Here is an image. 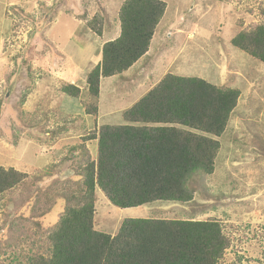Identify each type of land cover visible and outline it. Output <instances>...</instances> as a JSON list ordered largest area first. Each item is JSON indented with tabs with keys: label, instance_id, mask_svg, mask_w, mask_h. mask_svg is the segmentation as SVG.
<instances>
[{
	"label": "rangeland",
	"instance_id": "obj_1",
	"mask_svg": "<svg viewBox=\"0 0 264 264\" xmlns=\"http://www.w3.org/2000/svg\"><path fill=\"white\" fill-rule=\"evenodd\" d=\"M123 1L0 0V166L28 175L14 195L0 197V264L47 250L46 236L98 158V140L87 139L100 125L127 124L123 110L169 73L240 91L227 130L213 137L221 145L215 171L194 177L188 203L121 209L97 188L94 229L114 236L127 218L214 220L230 241L219 264H264V63L231 44L264 24V0H162L166 12L143 65L101 78L95 99L88 74L120 29ZM67 84L80 96L63 93ZM91 105L111 118L98 122V113L86 114Z\"/></svg>",
	"mask_w": 264,
	"mask_h": 264
},
{
	"label": "trees",
	"instance_id": "obj_2",
	"mask_svg": "<svg viewBox=\"0 0 264 264\" xmlns=\"http://www.w3.org/2000/svg\"><path fill=\"white\" fill-rule=\"evenodd\" d=\"M165 12L162 0L123 1L116 21L120 34L103 45L101 63L88 74L89 95L98 99L101 78L124 75L148 54ZM97 32L102 35V28ZM231 44L264 63V24L241 32ZM62 92L82 93L74 84ZM239 97L237 89L167 74L123 113L127 124L103 125L87 139L98 140V158L86 166L80 197L68 198L65 213L46 236L47 250L24 264H219L230 245L219 222L127 218L112 236L94 229L95 192L100 189L121 209L192 201L191 182L214 173L221 145L213 137L227 130ZM97 113L96 105L86 109ZM27 179L0 166V197L15 193ZM18 225L30 231L29 224Z\"/></svg>",
	"mask_w": 264,
	"mask_h": 264
},
{
	"label": "crops",
	"instance_id": "obj_3",
	"mask_svg": "<svg viewBox=\"0 0 264 264\" xmlns=\"http://www.w3.org/2000/svg\"><path fill=\"white\" fill-rule=\"evenodd\" d=\"M113 33H116V37L115 38H113L112 40H114V39H116L118 36H119V34H120V31H119V29H117V30H115ZM109 41H111V40H109ZM108 42V41H107ZM106 43V42H105ZM100 52L102 53V49H100ZM97 53H98V51H97ZM100 56H102V54H100ZM147 56V55H146ZM146 56H144V57H146ZM97 57V56H96ZM144 57H142L135 65H133L127 72H125V74L126 73H129L130 71H132V70H134V69H138L139 68V65H143V58ZM98 59H99V57H97ZM111 78V77H110ZM151 89V88H150ZM135 103V102H134ZM68 105V104H67ZM69 106V105H68ZM132 105H130L128 108H126L125 110H123V112L121 113V116H123V113L126 111V110H128L130 107H131ZM70 108V107H69ZM107 112V111H106ZM101 116H103V117H105V118H111V116H104V115H102L101 114V109H100V107H99V112H98V115H97V119H98V122H99V120H100V118H101ZM107 125H112L111 123H107ZM101 126V125H100ZM99 126V127H100Z\"/></svg>",
	"mask_w": 264,
	"mask_h": 264
},
{
	"label": "clouds",
	"instance_id": "obj_4",
	"mask_svg": "<svg viewBox=\"0 0 264 264\" xmlns=\"http://www.w3.org/2000/svg\"><path fill=\"white\" fill-rule=\"evenodd\" d=\"M102 54V53H101ZM109 201V200H108Z\"/></svg>",
	"mask_w": 264,
	"mask_h": 264
},
{
	"label": "bare ground",
	"instance_id": "obj_5",
	"mask_svg": "<svg viewBox=\"0 0 264 264\" xmlns=\"http://www.w3.org/2000/svg\"><path fill=\"white\" fill-rule=\"evenodd\" d=\"M95 40V39H94Z\"/></svg>",
	"mask_w": 264,
	"mask_h": 264
}]
</instances>
